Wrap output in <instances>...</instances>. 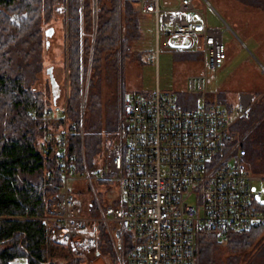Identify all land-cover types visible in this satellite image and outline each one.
Returning <instances> with one entry per match:
<instances>
[{
	"label": "built area",
	"instance_id": "built-area-1",
	"mask_svg": "<svg viewBox=\"0 0 264 264\" xmlns=\"http://www.w3.org/2000/svg\"><path fill=\"white\" fill-rule=\"evenodd\" d=\"M130 1L152 18L155 53L199 50L207 69L223 65L222 30L208 26L191 0L168 8H161L159 0ZM207 83L202 70L188 77L186 89L204 93ZM250 104L249 94H241L230 112L205 101L184 108L171 90L158 87L123 93L117 139L106 152L108 174L99 175L118 179L120 198L116 205L103 206L96 197L100 214L92 219L88 236L82 229L90 218L65 187L77 171L67 147L71 130L64 125L54 143L63 184L45 201L48 240L68 245L86 264H105V257L90 245L100 224L118 264H199L201 231L225 239L232 231L264 227V199L242 161V137L229 142L231 124ZM52 106L50 113L64 114L65 102Z\"/></svg>",
	"mask_w": 264,
	"mask_h": 264
},
{
	"label": "trees",
	"instance_id": "trees-1",
	"mask_svg": "<svg viewBox=\"0 0 264 264\" xmlns=\"http://www.w3.org/2000/svg\"><path fill=\"white\" fill-rule=\"evenodd\" d=\"M64 1L0 0V264H11L19 256H25L27 264H86L84 257L75 254L68 245H56L48 240L44 220L46 198L61 188L63 177L54 148L58 133L53 131L50 121L53 95L48 101L43 91L35 87V82L43 68V44L48 45L43 37L51 31V28H43V23L51 18L54 6ZM238 1L264 9V0ZM108 2L106 5L97 0L99 8L91 44L89 35L81 32L86 33L91 24L89 1L85 7L83 5L80 28L79 0H67L64 63L68 95L64 114L57 113L54 126L65 123L71 130L67 134V147L73 155L76 171L81 173L85 167L91 173L96 172L92 158L102 148L104 131L113 137L112 140L118 135L116 98L110 104L102 102L98 89L100 75L104 69L111 71L113 75L105 73V78L109 80L115 74L117 84L118 68L124 58L134 55L136 60H141L139 52L131 49V40L140 35L138 15L141 13L136 3L130 0ZM13 14L18 19H12ZM90 51L91 77L81 115V79ZM174 52L188 60H197L201 56L199 50ZM222 97L219 95V100ZM175 102L184 108L198 105L189 104L181 93L176 94ZM263 109L264 98L262 103H251L246 114L231 124L229 142L240 139ZM81 119L84 125L86 123L85 128L82 126V153ZM260 124L254 126L241 142L244 148L242 161L244 165L249 164L250 170L245 166L248 172L264 173V123ZM47 134L48 138L45 137ZM263 230L260 226L232 231L225 239L217 238L211 231H201L199 264H264ZM93 242L106 261L118 264L100 224L91 244ZM252 243L254 252L249 254L245 248ZM222 246L229 253L225 254Z\"/></svg>",
	"mask_w": 264,
	"mask_h": 264
},
{
	"label": "rangeland",
	"instance_id": "rangeland-1",
	"mask_svg": "<svg viewBox=\"0 0 264 264\" xmlns=\"http://www.w3.org/2000/svg\"><path fill=\"white\" fill-rule=\"evenodd\" d=\"M87 1L90 3L91 24L86 33L83 31L81 32L89 35L92 44L96 29V23L95 26L93 25V13L95 11L97 13L99 7L97 0H79L78 12L80 15V28L82 26L83 5ZM102 1L106 5L109 4L108 0ZM191 1L195 12L203 15L208 26L218 27L222 30V38L226 46V58L223 61V65L216 70L207 69L204 65V56L202 52L200 54V59L198 58L197 60L182 59L176 52L165 49H161L158 53H155L156 44L152 18L148 15L139 14L140 35L131 40V49L133 52H139L141 60H136L134 55L129 58H124L122 65L118 68L117 84L115 74L109 80L105 78V73H112L111 71L104 69L100 75L98 89H100L101 100L103 103L110 104V102L116 98L115 102L118 110V119L123 93L144 92L154 90L157 87L161 90H171L175 96L177 93H181L182 98L187 100L191 105L201 104L204 101L213 102L230 112H232L241 94H249L253 105L255 103H262L264 98V9L246 5L238 0ZM178 2L179 0H159V5L161 8L176 7ZM68 11L67 0L62 3H57L54 6L51 18L43 23V28H51V31L48 36L43 37V40L46 39L48 41V45L45 47L43 44V68L38 73V78L35 82V87L43 91L48 101L51 100L52 85L49 73L46 71L47 68H50L49 72H51L56 83V103L65 102L68 95L66 85L67 70L64 63ZM15 19H18V17ZM90 58L91 51L89 52L88 61L86 62L87 66L85 67L84 77L81 79V115L82 101L84 102V112L88 83L91 77ZM202 70L206 73L208 78L206 90L204 93H198L197 95L188 92L186 89L188 77L200 73ZM219 95L223 96L220 100L228 102L229 105L225 102H221L219 100ZM82 96L85 98L84 100H82ZM57 115L56 112H51L50 116V121L53 122L52 129H54L53 131L56 133H58L64 125L66 126L64 123L60 127L54 126ZM263 123L264 109L255 117L252 126L241 136L242 139L252 131L254 126L258 124L262 125ZM83 125L84 123L81 119L79 130L81 153L83 145L81 128ZM85 126L86 123L84 128ZM262 129L264 130V127ZM104 134L102 148L99 152L94 154L92 158V166L96 165V172L91 173L87 169L90 176L89 179L84 169V173L77 172L75 176L69 177L65 182L66 189L74 193L75 196L80 199L82 214L90 218L87 226L82 229V233L87 236L92 228V219L98 217L100 214L94 204L96 197L103 206L109 204L116 205L120 198L117 178H99L101 173L108 174L105 158L107 148L110 146L109 141L113 138L105 131ZM115 140L113 139L111 142L113 143ZM256 161H258V159H256ZM245 166L250 170L247 162ZM250 173L253 175L254 187L257 191H260V196L264 199V173L252 171H250ZM189 201L194 202L192 199H189ZM262 232V239H264V230ZM90 240L91 238H89V241ZM91 245H94L96 248L94 242ZM220 248L224 250V253H229L224 246ZM245 250L251 254L254 252V244L252 243V245L245 248ZM10 263L27 264V258L25 256H19L14 258ZM105 264H111V262L108 260L105 261Z\"/></svg>",
	"mask_w": 264,
	"mask_h": 264
},
{
	"label": "water",
	"instance_id": "water-1",
	"mask_svg": "<svg viewBox=\"0 0 264 264\" xmlns=\"http://www.w3.org/2000/svg\"><path fill=\"white\" fill-rule=\"evenodd\" d=\"M95 11V10H94ZM11 18H17L16 15H12ZM95 23H96V11L93 13V25L95 26ZM49 69L50 68H47V72L49 73V76H50V81H51V85H52V95H53V101L55 103V99H56V94H57V91L55 89V86H56V83H55V80L53 79L52 75H51V72H49ZM83 106H84V102H82V113H83Z\"/></svg>",
	"mask_w": 264,
	"mask_h": 264
}]
</instances>
